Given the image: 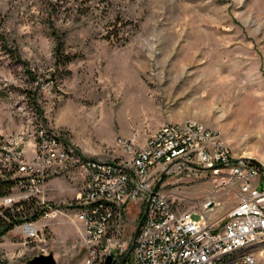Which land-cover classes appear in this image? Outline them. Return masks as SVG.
<instances>
[{
  "label": "rangeland",
  "instance_id": "rangeland-1",
  "mask_svg": "<svg viewBox=\"0 0 264 264\" xmlns=\"http://www.w3.org/2000/svg\"><path fill=\"white\" fill-rule=\"evenodd\" d=\"M0 20V144L25 160L44 128L76 157L123 161L163 126L195 121L264 171V0H0ZM57 53L70 62L56 64ZM4 158L0 149V175ZM190 174H164L160 189L181 212L211 201L208 218H226L234 190L210 195L213 182ZM82 184L73 162L46 173L38 196L61 211L21 216L0 236V264L49 252L56 264H85ZM145 207L125 209L129 249Z\"/></svg>",
  "mask_w": 264,
  "mask_h": 264
},
{
  "label": "built area",
  "instance_id": "built-area-1",
  "mask_svg": "<svg viewBox=\"0 0 264 264\" xmlns=\"http://www.w3.org/2000/svg\"><path fill=\"white\" fill-rule=\"evenodd\" d=\"M15 147L11 150L0 144V148H6L4 167L13 170L11 177L19 188L16 194L2 196L4 204L17 210L23 201L35 198L38 205L44 206L46 202L38 194L44 189L46 173L60 164L76 163L83 173V184L76 194L75 216L84 226L85 264H99L95 158L74 156L55 131L46 128L43 136L38 137L34 158L25 160ZM185 169L191 171L190 175L213 182L210 195L234 190L237 201L226 218L216 222L208 218L211 201L200 214L181 212L160 188L153 193L161 173ZM108 175L111 264H131L127 260L129 255L132 264H211L238 246L264 239L262 167L258 168L253 161H236V155L230 147H224L217 131L200 122L163 126L134 151L131 159L108 160ZM137 201H149V205L129 253L124 212ZM59 211L48 206L42 212L47 216ZM30 224L23 222V228ZM236 264H264V252Z\"/></svg>",
  "mask_w": 264,
  "mask_h": 264
},
{
  "label": "bare ground",
  "instance_id": "bare-ground-1",
  "mask_svg": "<svg viewBox=\"0 0 264 264\" xmlns=\"http://www.w3.org/2000/svg\"><path fill=\"white\" fill-rule=\"evenodd\" d=\"M217 131V130H216ZM44 131L41 130L38 132L37 137H42ZM217 134L220 136L219 132ZM222 142L224 147H230L227 145L226 141L222 137ZM5 151V160L4 165L7 164V154L6 148ZM236 161H253L249 157H236ZM254 162V161H253ZM96 165V195H97V225H98V255H99V264H106L108 257H111V235H110V205H109V175H108V161H101L95 159ZM258 168V166L255 162ZM32 225V224H30ZM28 226V225H27ZM264 252V239L257 242H251L243 246H238L235 249L231 250L226 254L218 256L217 262L211 264H236L241 263L244 258L253 257L258 253Z\"/></svg>",
  "mask_w": 264,
  "mask_h": 264
},
{
  "label": "trees",
  "instance_id": "trees-1",
  "mask_svg": "<svg viewBox=\"0 0 264 264\" xmlns=\"http://www.w3.org/2000/svg\"><path fill=\"white\" fill-rule=\"evenodd\" d=\"M1 24H2V21L0 20V43L6 47L7 42H6L5 36L2 32ZM16 56H17V54H16ZM71 57L72 56H70L68 54L57 53L56 57H55V62H56V64L59 62L66 64V63L70 62ZM37 109L40 110V108H37ZM4 169L6 171L0 175V196L4 195V194H8L11 190V187L14 186V184H15V178H13V177L11 178V176H10L13 173V170H8L5 167H4ZM29 203H30V205L35 203L34 204L35 206L32 209L31 215H27L25 212V208H24ZM29 207H31V206H29ZM43 209H44V206L38 205L35 201V198L23 201L21 204V208L17 209V210H15V209L11 210V208L9 206H2L1 207L2 212L0 213V236H2L3 233L8 231L10 228H12L14 226V224L21 221L23 219V217H21V216H24L27 220H32V219L37 218L40 214H42Z\"/></svg>",
  "mask_w": 264,
  "mask_h": 264
},
{
  "label": "water",
  "instance_id": "water-1",
  "mask_svg": "<svg viewBox=\"0 0 264 264\" xmlns=\"http://www.w3.org/2000/svg\"><path fill=\"white\" fill-rule=\"evenodd\" d=\"M220 165H225V164H220ZM163 178H164V173L157 180L156 185H155L154 190H153V193H154V191H156L157 189L160 188V186L162 185L161 183H162ZM153 193L151 194V196L153 195ZM148 205H149V201H147L145 210L143 212V216H142V218H141V220H140V222L136 228L137 231L135 233L134 239H136V237L138 236V234L140 232L141 225H142L144 218L146 216ZM132 248H133V246L129 249V253L131 252ZM106 261H107L106 264H111L112 263L111 257H108ZM27 264H56V258L54 257L52 252L37 253V254H34V256H32L28 260Z\"/></svg>",
  "mask_w": 264,
  "mask_h": 264
}]
</instances>
